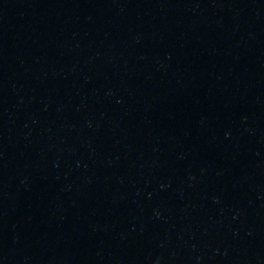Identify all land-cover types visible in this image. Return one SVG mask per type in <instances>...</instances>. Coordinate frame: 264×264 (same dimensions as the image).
Here are the masks:
<instances>
[{"label": "water", "instance_id": "water-1", "mask_svg": "<svg viewBox=\"0 0 264 264\" xmlns=\"http://www.w3.org/2000/svg\"><path fill=\"white\" fill-rule=\"evenodd\" d=\"M0 264H264V0H0Z\"/></svg>", "mask_w": 264, "mask_h": 264}]
</instances>
